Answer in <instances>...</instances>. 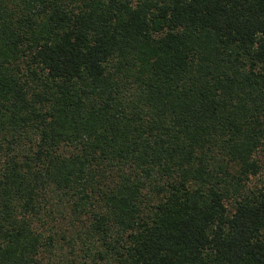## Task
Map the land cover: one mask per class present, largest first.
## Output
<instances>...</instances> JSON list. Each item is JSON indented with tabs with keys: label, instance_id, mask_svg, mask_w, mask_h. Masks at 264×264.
<instances>
[{
	"label": "trees",
	"instance_id": "trees-1",
	"mask_svg": "<svg viewBox=\"0 0 264 264\" xmlns=\"http://www.w3.org/2000/svg\"><path fill=\"white\" fill-rule=\"evenodd\" d=\"M0 264H264V0H0Z\"/></svg>",
	"mask_w": 264,
	"mask_h": 264
},
{
	"label": "rangeland",
	"instance_id": "rangeland-1",
	"mask_svg": "<svg viewBox=\"0 0 264 264\" xmlns=\"http://www.w3.org/2000/svg\"><path fill=\"white\" fill-rule=\"evenodd\" d=\"M263 178L259 175V176H255V177H252V179L250 180V184L251 186L253 185H256V184H261V180Z\"/></svg>",
	"mask_w": 264,
	"mask_h": 264
}]
</instances>
